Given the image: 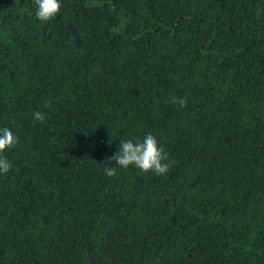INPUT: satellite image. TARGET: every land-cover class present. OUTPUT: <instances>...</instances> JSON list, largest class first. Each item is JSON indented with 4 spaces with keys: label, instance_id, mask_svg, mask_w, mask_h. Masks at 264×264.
<instances>
[{
    "label": "trees",
    "instance_id": "obj_1",
    "mask_svg": "<svg viewBox=\"0 0 264 264\" xmlns=\"http://www.w3.org/2000/svg\"><path fill=\"white\" fill-rule=\"evenodd\" d=\"M2 126L0 264H264V0H0Z\"/></svg>",
    "mask_w": 264,
    "mask_h": 264
},
{
    "label": "clouds",
    "instance_id": "obj_2",
    "mask_svg": "<svg viewBox=\"0 0 264 264\" xmlns=\"http://www.w3.org/2000/svg\"><path fill=\"white\" fill-rule=\"evenodd\" d=\"M62 0H34V16L41 23H47L57 17L61 9ZM173 104L181 107L187 104L183 97L174 96L171 98ZM33 119L43 123L47 113L34 111ZM19 143V137L7 126L0 127V177L6 176L13 165L4 153L13 149ZM115 164L110 163L104 168L107 177H114L118 169L126 170L129 167L135 168L144 174H155L164 176L169 172L174 163L167 152L158 143V139L151 133L146 134L142 139L131 137L119 141L118 149L109 158Z\"/></svg>",
    "mask_w": 264,
    "mask_h": 264
}]
</instances>
